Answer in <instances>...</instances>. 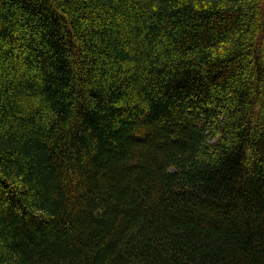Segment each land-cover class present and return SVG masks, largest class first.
I'll list each match as a JSON object with an SVG mask.
<instances>
[{
  "label": "trees",
  "instance_id": "trees-1",
  "mask_svg": "<svg viewBox=\"0 0 264 264\" xmlns=\"http://www.w3.org/2000/svg\"><path fill=\"white\" fill-rule=\"evenodd\" d=\"M0 264H264V0H0Z\"/></svg>",
  "mask_w": 264,
  "mask_h": 264
}]
</instances>
